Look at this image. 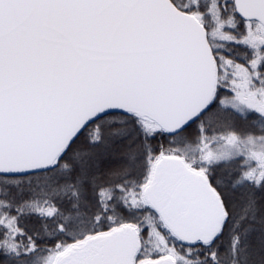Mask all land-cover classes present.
<instances>
[{
	"label": "snow or ice",
	"instance_id": "1",
	"mask_svg": "<svg viewBox=\"0 0 264 264\" xmlns=\"http://www.w3.org/2000/svg\"><path fill=\"white\" fill-rule=\"evenodd\" d=\"M0 264H264V0H0Z\"/></svg>",
	"mask_w": 264,
	"mask_h": 264
}]
</instances>
